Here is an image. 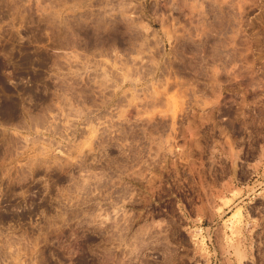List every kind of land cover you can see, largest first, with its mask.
<instances>
[{"label":"rangeland","instance_id":"1","mask_svg":"<svg viewBox=\"0 0 264 264\" xmlns=\"http://www.w3.org/2000/svg\"><path fill=\"white\" fill-rule=\"evenodd\" d=\"M0 264H264V0H0Z\"/></svg>","mask_w":264,"mask_h":264}]
</instances>
